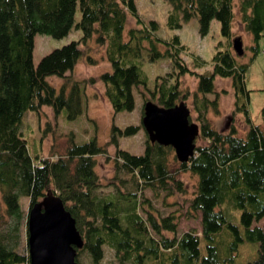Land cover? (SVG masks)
I'll use <instances>...</instances> for the list:
<instances>
[{
    "label": "trees",
    "instance_id": "trees-1",
    "mask_svg": "<svg viewBox=\"0 0 264 264\" xmlns=\"http://www.w3.org/2000/svg\"><path fill=\"white\" fill-rule=\"evenodd\" d=\"M166 1L170 4V27H179L181 21L195 14L201 35L207 33L215 18L221 34L230 37L233 0ZM238 10L251 36L249 48L258 52V41L264 34V0H238ZM128 13L137 25L124 31ZM72 27L81 31L77 39L52 48L33 62L35 33L60 37ZM156 27L154 19L142 24L134 0H0V264H29L27 252L17 248L16 228L23 216L19 197L25 195L30 206L48 189L61 197L75 218L83 237L81 251L87 252L92 264L102 259L104 245L121 263L145 264L146 258H152L156 264H231L245 240L257 243L256 257L245 264H264V224L255 223L264 218V107L263 125L253 123L246 107L247 62L236 58L229 41L226 48L215 46L210 72L190 70L179 54L184 49L179 37L164 40L155 34ZM93 36L96 43L105 44L110 68L102 71L99 79L114 112L133 108V88L140 95L141 88L147 89L158 105L171 107L190 94L180 87L181 76L188 72L197 78L191 98L202 143H196L193 155L178 161L177 167L169 166L173 150L169 144L146 138L141 153L119 147L118 136L133 134L141 125L120 127L111 123L108 143L116 147L114 167L130 174L133 182V189L118 191L122 200L97 192L101 184L94 168L95 156L105 152V146L96 136L76 142L71 132L62 152L42 156L30 152L20 128L26 110L38 113L44 105L55 115L64 110L68 119L82 111L84 85L80 80L64 81L56 87L48 77H68L66 71L84 56L81 43ZM142 50L151 61L162 56L171 60L170 70L155 77L152 89L147 88V76L139 65ZM85 60L91 61V55ZM192 62L202 65L205 60L192 54ZM216 75L231 80L234 113H243L247 124L243 135L237 134L233 123L225 131L217 129L206 115L209 108L216 113L219 109ZM209 93H213L212 98ZM179 170H189L197 177L189 207L199 216L201 234L195 228L176 234L178 222L173 211L157 215L145 208L143 215L138 209L149 201L137 200L146 187L155 196L161 191L172 194V185L181 190ZM230 209H239L238 223L230 220ZM6 217L14 220L9 228H4Z\"/></svg>",
    "mask_w": 264,
    "mask_h": 264
},
{
    "label": "rangeland",
    "instance_id": "rangeland-1",
    "mask_svg": "<svg viewBox=\"0 0 264 264\" xmlns=\"http://www.w3.org/2000/svg\"><path fill=\"white\" fill-rule=\"evenodd\" d=\"M136 11L141 19L142 24H149L150 19H154L157 27L154 30L155 34L164 40H169L173 35H177L180 42L184 45V49L179 51L180 56L185 60L190 70L197 72H210L211 57L215 52V46L218 48H226L229 41L234 37H240L242 40L243 51L237 54L239 61L247 62V67L244 74V84L247 93L246 107L251 121L255 124L263 125L261 108L264 107V34L258 41L259 50L253 53L249 48L252 43L251 36L244 29L240 19L238 10V0H233V17L232 31L230 37L221 34L219 22L213 18L210 21L209 29L206 34L201 35L198 32L197 16L193 14L189 19L180 22L179 27H170L167 24V13L170 9V4L166 0H134ZM79 18V8L76 7L75 19ZM137 25L134 16L129 13L126 16L124 23V31L129 27ZM126 33V32H125ZM123 33V38L127 35ZM81 31L71 28L66 34L60 37H54L49 34L37 32L34 35V45L32 50L33 62L37 63L42 55L49 52L52 48L60 46L63 43L77 39ZM229 42V43H228ZM84 53L72 69L66 71L68 77H48L49 81L58 87L62 82L69 83L71 80L78 79L83 86L82 89V111L74 118L68 119L64 110L55 115L50 106L44 105L40 112L26 110L21 122L20 128L24 138L27 140V145L30 152L35 155L48 156L53 153L62 152L68 144L69 135L72 132L74 140L81 142L88 140L92 136H96L99 143L105 146V152L95 156V170L99 177L100 186L97 192L102 195H113L114 199L119 198L118 191H124L127 188L133 189L130 174L125 171L115 168L113 156L115 153V145L108 143L111 123L123 127L127 124L141 125L138 130L129 135L118 136V146L129 150L133 153H141L144 150L145 139L147 134L141 122V108L144 101L151 100L156 103L153 97H150L147 89L141 88L143 94L133 88L134 106L130 110H119L114 112L110 103L104 95V85L99 79V74L110 68V64L106 58L105 44L96 43L94 36L86 42L81 43ZM232 52H235L230 47ZM87 54L91 55V61L85 60ZM192 54H197L202 57L205 62L202 65H195L192 62ZM139 65L147 76V88L152 89L155 83V77L164 75L170 70L171 60L168 56H162L155 60L147 58L146 51L142 50L139 58ZM161 78L157 80L159 82ZM197 78L192 73H185L179 80L180 87L184 90L188 89L190 94L183 99L190 109L189 118L191 121L196 120V111L192 104L191 92L196 88ZM215 90L218 92V112H214L211 108L208 109V115L211 124L220 130H227L231 123L235 124L238 135H243L247 124L243 113H234V91L231 86L230 78L226 76L216 75L214 79ZM208 97L212 98L213 93H209ZM151 142V141H150ZM156 142V141H155ZM196 143H202L199 136H196ZM174 150L169 156V166L177 167L178 159H172ZM178 178L182 182L181 190L172 189V194L164 195L161 191L158 196L150 188H144L139 192L137 200L148 198V202H144L143 207L139 205L138 209L144 215V209H151L155 214H168L173 211L177 217L176 234H180L183 230L195 228L199 234L200 222L199 216H194V212L189 207L190 198L195 191L197 177L189 170H179ZM116 177V179L114 178ZM122 179L123 181H120ZM114 182V183H112ZM112 183V184H110ZM118 184V186H117ZM130 200V199H129ZM19 201L22 207L23 216L17 224L16 233H18L17 248L21 252H27L26 243V225L25 217L28 210V199L25 195H20ZM198 214V213H197ZM230 220L238 223L239 209H230ZM4 228L12 226L14 220L5 218ZM256 224H264V218L256 221ZM164 234L171 235L167 230L162 231ZM224 233V232H222ZM104 253L98 264H135L132 261L119 262L114 256V251L104 245ZM203 251V243L200 245ZM78 249L76 260L80 264H92L86 251ZM257 255V243L245 240L239 246L238 255L231 264H245L248 260L255 258ZM145 264H156L152 258H146ZM158 264V263H157Z\"/></svg>",
    "mask_w": 264,
    "mask_h": 264
},
{
    "label": "water",
    "instance_id": "water-1",
    "mask_svg": "<svg viewBox=\"0 0 264 264\" xmlns=\"http://www.w3.org/2000/svg\"><path fill=\"white\" fill-rule=\"evenodd\" d=\"M231 44L237 54L242 53L240 37L232 38ZM189 115L190 109L182 100L171 107L147 100L141 122L149 141L171 145L176 158L187 161L194 153L200 132L199 124L191 121ZM26 230L29 264H80L76 253L83 246V237L56 192L48 189L28 207Z\"/></svg>",
    "mask_w": 264,
    "mask_h": 264
}]
</instances>
